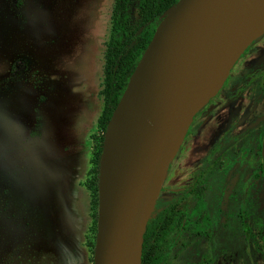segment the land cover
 <instances>
[{"label":"rangeland","instance_id":"rangeland-1","mask_svg":"<svg viewBox=\"0 0 264 264\" xmlns=\"http://www.w3.org/2000/svg\"><path fill=\"white\" fill-rule=\"evenodd\" d=\"M140 1L128 4L130 29L141 23ZM114 2L0 0V264H92L95 209L85 183L102 136ZM249 53L264 60V31ZM217 91L192 118L155 200L151 214L175 203L190 216L185 227L163 230L158 249L170 248L152 264H264L253 128L264 118V91L237 109L224 101L214 108ZM200 176L210 189L197 204L190 187Z\"/></svg>","mask_w":264,"mask_h":264},{"label":"water","instance_id":"water-1","mask_svg":"<svg viewBox=\"0 0 264 264\" xmlns=\"http://www.w3.org/2000/svg\"><path fill=\"white\" fill-rule=\"evenodd\" d=\"M215 0H177L160 16L108 122L115 117L148 119L141 138L130 146L106 178L100 179L92 264H141L147 221L169 164L192 118L219 89L243 50L264 31L258 15L237 41L223 67L222 50L196 45V26L211 12ZM264 170V140L261 145ZM100 167V160H99Z\"/></svg>","mask_w":264,"mask_h":264},{"label":"trees","instance_id":"trees-1","mask_svg":"<svg viewBox=\"0 0 264 264\" xmlns=\"http://www.w3.org/2000/svg\"><path fill=\"white\" fill-rule=\"evenodd\" d=\"M176 1L141 0L142 20L140 25L135 29H130L128 24L129 16L127 9L130 0H115L114 2L111 30L104 54L103 108L97 119V128L102 133V136L99 138L92 152L90 158L92 166L88 170V178L85 183L92 194L94 202L95 234L98 203V168L103 149V135L129 77L161 19V14L175 4ZM209 188L210 184L208 180L203 177L198 178L192 184L190 190L196 197L197 204L205 202L206 192ZM220 200L221 191L214 197V208H219ZM189 216V209L178 211L173 208V204H169L152 213L147 221L146 231L143 236L141 264H152V260L155 257H164L168 253L170 246L167 245L162 249H158L160 234L167 226L171 229L185 227ZM92 245L94 247V243ZM203 264H209V262Z\"/></svg>","mask_w":264,"mask_h":264},{"label":"bare ground","instance_id":"bare-ground-1","mask_svg":"<svg viewBox=\"0 0 264 264\" xmlns=\"http://www.w3.org/2000/svg\"><path fill=\"white\" fill-rule=\"evenodd\" d=\"M211 14L196 26L197 50L203 55L200 44L206 50L220 49L222 53L216 63L223 67L233 45L239 41L260 15L264 18V0H215L209 7ZM148 125L144 116H118L106 132V150L100 159V179H104L142 136Z\"/></svg>","mask_w":264,"mask_h":264},{"label":"flooded vegetation","instance_id":"flooded-vegetation-1","mask_svg":"<svg viewBox=\"0 0 264 264\" xmlns=\"http://www.w3.org/2000/svg\"><path fill=\"white\" fill-rule=\"evenodd\" d=\"M250 45L251 43L240 54L238 59L235 61V63L229 70L226 78L224 79L222 85L219 87L217 93L211 99L212 103L214 104V108L222 107L223 106L222 101H224L226 105L230 104L235 109H237L238 108L237 104L241 105V103L239 102L244 101L246 99L247 100L250 99V94L253 91L256 92L258 96L260 92L264 91V60L261 61L259 59L257 61L255 60L256 58L254 59V56L252 55V53H249ZM242 59L244 60V64L239 66L240 62L243 61ZM241 89L242 91H240ZM244 90H246V92H244ZM240 92H242L243 95L247 93V96L245 98L240 96ZM253 128H254V132H256V139L260 141L258 148H257V154L259 158L261 159L260 169L264 175V170L262 169V154H261V150H262L261 145L264 140V118L262 119L259 116L258 120L254 121ZM200 177L206 178L204 176H200ZM221 197H222V192H221ZM194 198L196 199L195 196ZM220 203H221V200H220ZM170 204H173V208L175 210H178L176 208L175 203H170ZM185 209H189V208L186 207L183 210ZM183 210H178V211H183Z\"/></svg>","mask_w":264,"mask_h":264}]
</instances>
